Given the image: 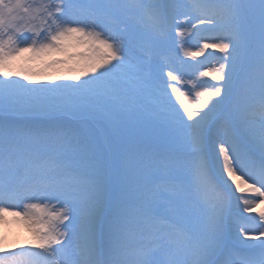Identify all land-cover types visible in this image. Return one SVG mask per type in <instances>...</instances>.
I'll use <instances>...</instances> for the list:
<instances>
[{"label": "snow or ice", "instance_id": "snow-or-ice-1", "mask_svg": "<svg viewBox=\"0 0 264 264\" xmlns=\"http://www.w3.org/2000/svg\"><path fill=\"white\" fill-rule=\"evenodd\" d=\"M180 7L0 0V225L31 233L0 264H264V0ZM131 20L222 53L215 83L138 55Z\"/></svg>", "mask_w": 264, "mask_h": 264}, {"label": "rangeland", "instance_id": "rangeland-1", "mask_svg": "<svg viewBox=\"0 0 264 264\" xmlns=\"http://www.w3.org/2000/svg\"><path fill=\"white\" fill-rule=\"evenodd\" d=\"M190 2L191 0H179L181 7L177 10V12L183 13L185 11H188V8L186 7V5L190 4ZM182 18H183L182 15H178V19H182ZM128 24L131 28L133 36L135 37V43L137 44L136 53L138 55L144 54L141 52V48L150 50L153 65H161L162 63H164L165 57H167L171 67L176 69V72H174V74L180 75L185 81L198 79L200 71H205L210 66H218L217 58L223 55L222 53H219L218 51H216L214 56L208 57L207 59H205V56H207V53L205 54V56L197 57L195 59L191 57H186L184 56L183 51L180 50L178 43L175 45V49L174 50L172 49L171 41L180 40V37L175 35V31L170 33V39H169L168 44L157 45L153 43V41L149 38L146 30L144 29L142 25L138 24L135 20L128 21ZM184 39H185V47L191 48V50L193 51L197 50L198 46L204 42L202 38L198 39L195 37L193 38L185 37ZM208 51L211 52L214 50H208ZM177 54L179 56V59H177ZM181 61H184L183 65H181ZM168 70L169 68L167 66L163 68V80H168V77L166 75ZM199 79L207 80L209 83H215V81H211L210 77L199 78ZM241 84H242V81H241ZM168 92L170 94V89H168ZM154 99H155V94L152 88L142 87L141 94H140V101L146 108H150L153 105ZM172 100L175 101L174 96H172ZM68 123L70 125H75L76 122L69 121ZM217 127H218L217 124H214L212 131H216ZM102 128H103V125H100L99 127L94 126L93 132L99 135L100 130ZM212 137H215V136L211 132L209 136L210 141L212 140ZM74 163H76L77 165H82L83 162L80 160H76L74 161ZM263 207H264V204H261L258 209L260 210V208H263ZM258 209L257 211H259ZM23 227L24 225L22 223H18L17 225L18 230L19 228H23ZM16 244H17L16 241H11L8 247L12 248V246L14 247Z\"/></svg>", "mask_w": 264, "mask_h": 264}, {"label": "bare ground", "instance_id": "bare-ground-1", "mask_svg": "<svg viewBox=\"0 0 264 264\" xmlns=\"http://www.w3.org/2000/svg\"><path fill=\"white\" fill-rule=\"evenodd\" d=\"M8 219L11 221L13 218L11 216H9ZM16 224L17 223H11L9 225L12 228ZM2 237H4V236H2ZM5 237H6V239H5V245L7 247L9 246V244H10L11 241H16V242L20 241V236H19V234L17 233L16 230H12L11 229L9 231V229L7 228Z\"/></svg>", "mask_w": 264, "mask_h": 264}]
</instances>
